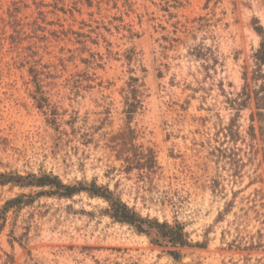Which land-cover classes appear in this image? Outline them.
Segmentation results:
<instances>
[{
	"label": "rangeland",
	"instance_id": "obj_1",
	"mask_svg": "<svg viewBox=\"0 0 264 264\" xmlns=\"http://www.w3.org/2000/svg\"><path fill=\"white\" fill-rule=\"evenodd\" d=\"M262 42L264 0H0V264H264Z\"/></svg>",
	"mask_w": 264,
	"mask_h": 264
},
{
	"label": "trees",
	"instance_id": "obj_2",
	"mask_svg": "<svg viewBox=\"0 0 264 264\" xmlns=\"http://www.w3.org/2000/svg\"><path fill=\"white\" fill-rule=\"evenodd\" d=\"M256 31L261 34L262 33V29L261 28H256ZM254 59H255V63L257 66V76H256V80L260 79L262 81L261 85L259 86V90L254 92V96H255V100H256V105H257V109H264V42L261 43L260 48L255 52L254 54ZM31 182H30V186H43V184L48 183V184H55L57 186V188H62L65 190H69V188L60 185L58 182H56L55 180H52L51 178L48 177H44L43 179H36L35 177H31ZM18 181H20V179H18ZM55 182V183H54ZM61 195V194H60ZM63 195V194H62ZM25 196L21 195L17 198H14L12 200H9L5 206L3 207V211L7 212L8 209H18L22 204L25 205V202H22L23 198ZM121 205V204H120ZM117 208H119V210H116V212L119 213V216L125 220V221H129L131 223H134L136 221L134 214H132L130 212V210L125 206V205H121L118 206ZM161 228H164V225L161 226ZM170 237H172V239H178L179 235H177L174 232H169Z\"/></svg>",
	"mask_w": 264,
	"mask_h": 264
}]
</instances>
